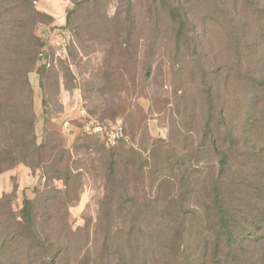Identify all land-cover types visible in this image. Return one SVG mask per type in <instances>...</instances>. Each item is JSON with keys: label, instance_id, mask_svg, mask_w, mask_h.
<instances>
[{"label": "rangeland", "instance_id": "obj_1", "mask_svg": "<svg viewBox=\"0 0 264 264\" xmlns=\"http://www.w3.org/2000/svg\"><path fill=\"white\" fill-rule=\"evenodd\" d=\"M14 5L15 0H0V13ZM32 5L39 14L35 36L41 48L48 45L41 57L39 49L27 75L33 132L37 144L46 133L57 135L81 173L75 202L69 205L67 196L36 203L38 233L65 250L66 262L169 264L171 215L181 218L177 238L188 240L189 212L198 216L218 173L264 187L261 160L239 166L231 157L219 171L214 155L205 153L210 145L203 137L212 109L223 118L220 138L239 135L245 151H264V99L261 93L258 99L247 95V83L264 78V0H34ZM8 21L0 16L2 38L13 36ZM55 26L66 32L64 51L60 41L47 43ZM9 64L0 61L4 70ZM12 94L1 76L0 101L11 103ZM246 110L257 122L244 130L240 116ZM90 123H119L123 138L108 147L88 130ZM91 143L94 150L119 153L116 189L108 192L104 208L106 159L95 153L85 157L83 148ZM233 147L235 140L227 139L219 149ZM53 184L63 189L60 182ZM42 187L41 172L22 164L0 174V198L7 197L14 214ZM157 230L164 236L152 234Z\"/></svg>", "mask_w": 264, "mask_h": 264}, {"label": "trees", "instance_id": "obj_2", "mask_svg": "<svg viewBox=\"0 0 264 264\" xmlns=\"http://www.w3.org/2000/svg\"><path fill=\"white\" fill-rule=\"evenodd\" d=\"M32 1L15 0L10 13H0L8 22L11 20V27L8 28L13 33L9 38L0 37V49L3 48L2 43L5 46L3 52L0 50V61L10 62L6 70L0 65V78L5 77L14 93L11 103L0 101V174L5 169L22 164L41 172L43 187L33 200L23 201L18 214H14L7 205L6 196L0 198V264H17V260L24 264H70L64 260L65 250L53 246L37 230L40 222L36 203L43 199L46 201L44 204H50L59 197L67 196H70L69 205L75 202L81 186V173L78 172L79 168L73 166L76 162L72 160V150L65 149L57 135L46 133L43 142L37 144L33 132L34 116L27 75L36 67V56L42 43L35 36L39 14ZM2 25L0 23V27ZM24 30L26 34L23 38L17 35ZM248 84L251 85L247 91L249 97L258 99L261 93V99H264V78L252 79ZM257 86L260 90H257ZM206 103L212 106L209 100ZM248 112L246 110L245 115L240 116L241 129L244 130L257 122ZM222 123V116H214L212 109H209L203 137L209 143L210 150L205 153L214 155L219 171L229 165L231 157L239 160V166L254 159L264 163V151L261 153L260 150L262 146L259 152L249 153L239 146V135L220 138L218 127ZM227 139L235 140L237 148L220 150V145ZM93 147L91 143L83 148L86 158L95 153L104 154L106 159L107 194L102 203L104 208L110 203L108 192L116 189L112 182L119 153L103 147L94 150ZM237 175L228 178L218 173L210 181L207 199L202 203V210L197 212L198 216L189 212L188 219L193 221V225L188 240L177 238L178 220L181 218L176 214L171 215L169 222L173 226L169 228V264H264V187L239 182ZM54 182H60L63 189H58ZM109 225L108 220L105 230L110 233ZM154 233L164 236L158 230Z\"/></svg>", "mask_w": 264, "mask_h": 264}, {"label": "built area", "instance_id": "obj_3", "mask_svg": "<svg viewBox=\"0 0 264 264\" xmlns=\"http://www.w3.org/2000/svg\"><path fill=\"white\" fill-rule=\"evenodd\" d=\"M65 30L63 31L61 27L55 26L52 29V32L49 35V39L47 40V43L53 42V41H60L61 44H58L61 46L62 51L65 50V46L67 45L68 41H66V35L65 39L63 38L65 34ZM46 43V42H45ZM47 44L41 48L39 57L45 54L47 50ZM88 130L94 134L101 136L108 147H115L119 141L123 138V128L121 124L116 123L114 125H103L99 123L92 124L90 123L88 126Z\"/></svg>", "mask_w": 264, "mask_h": 264}]
</instances>
